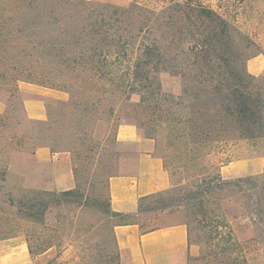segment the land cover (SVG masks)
<instances>
[{
    "label": "rangeland",
    "instance_id": "obj_1",
    "mask_svg": "<svg viewBox=\"0 0 264 264\" xmlns=\"http://www.w3.org/2000/svg\"><path fill=\"white\" fill-rule=\"evenodd\" d=\"M81 1L83 11H65L61 22L44 29L50 45L34 52L40 58L28 60V73L44 85L27 82L31 89L21 90L19 100L8 102L4 96L6 103L0 101L2 118L8 124V129H0V238L16 232V236L0 240L18 237L31 255V264H127L129 253L119 248L115 236L118 223L129 219L158 228L187 222L195 247L192 256H199L206 247L202 225L208 223L201 225L195 220L193 199L194 192L208 187L209 179L203 183L199 176L192 175L203 168L210 170L207 174L214 172L213 164L220 165L221 171L225 164L263 157L264 145L251 140L229 141L214 149L207 162L194 161L184 144L169 138V125L164 120L179 114L191 119L203 107L201 91L195 84L198 79H210L208 67L226 73L216 75L217 79H264V0ZM202 9L214 13V22L202 16ZM76 11H82L86 18L92 13L105 24L103 28L113 31L128 34L144 27L150 41L161 43L166 70L150 79H105L116 84L113 100L117 104H112L109 95L110 102L87 111L67 106L71 95L65 91L58 90L65 98L44 96L45 89L57 90L51 84L64 83L83 85L91 97L97 94L88 89L92 85L85 82L88 79L84 73L79 71L77 76L70 72L67 52L62 60L52 50L65 40L68 46L75 42L69 38L74 27L69 15ZM224 21L229 25L228 40L218 35L213 49L205 52L202 41L213 40L222 32ZM38 39L41 41V34ZM32 46L23 49L33 53ZM29 97L44 100L48 110L45 120L29 118L22 104ZM86 99L78 96L74 102L83 105ZM17 117L22 119L19 125L15 123ZM42 121L51 122V127L39 123ZM127 123L135 125L143 137L153 139L154 153L164 159L175 187L143 201L142 209L131 217L112 215L108 205L110 175L133 173L137 165L139 148L117 140L118 127ZM39 143H55L53 148L48 147L54 154L50 161L41 162L34 154ZM76 164L78 176L74 173ZM260 173L222 175L235 179ZM71 189L76 192L65 197L63 192ZM21 198L34 200L29 219H20L16 203ZM222 207L230 208L227 202H222ZM232 224L241 240L253 234L246 216L234 219ZM261 245L264 250V243ZM188 264L205 263L188 258Z\"/></svg>",
    "mask_w": 264,
    "mask_h": 264
},
{
    "label": "trees",
    "instance_id": "obj_2",
    "mask_svg": "<svg viewBox=\"0 0 264 264\" xmlns=\"http://www.w3.org/2000/svg\"><path fill=\"white\" fill-rule=\"evenodd\" d=\"M83 7L85 6L81 0H0V101L6 103L4 96L8 97V102L19 100L22 93L19 86L21 82L43 84L31 77L27 66L29 59L41 57L34 53L36 50H45L50 45L49 39H45L48 33L44 29L61 22L65 11ZM82 11L69 15L74 21L69 38L73 37L75 42L68 46V40H65L53 46L52 50L62 60L68 55L70 72L77 76L79 71L84 73L85 79H88L85 82H88V86L92 85L87 88L90 91L95 90L97 94L91 97L81 84H51L52 88L71 95V100L66 102L67 106L73 105L81 111H87L110 102L109 95L113 100L116 84L105 79H150L166 70L161 43L150 41L144 27H137L135 31L129 30L128 34L120 30L113 31L111 28L105 29L102 27L105 24H100L92 13L86 18ZM202 12L205 19L214 22V13L211 10L202 9ZM221 26L222 32L213 36L214 41L211 38L202 41L205 52L213 49L218 35L228 40L229 34L226 32L229 25L224 21ZM40 34L41 41L38 39ZM31 45L33 53L27 54L24 49L31 48ZM213 70L208 67L206 74L210 79H198L195 84V88L201 91L202 97L199 101L203 107L193 113V118L179 114L174 118L166 116L164 120L169 125V138L184 144L188 157L194 161L207 162L214 149L229 141L251 140L264 145V79H257L256 76L254 79H217L216 75L224 76L226 73ZM78 96L87 98L83 105L74 102ZM22 104L24 106V100ZM112 104L117 102L113 100ZM2 115L0 112V129L6 130L8 124ZM15 120L18 125L22 123L21 118L17 117ZM39 123L49 128L52 125L47 121ZM14 138L11 136V139ZM54 144L39 143L34 154L37 148H53ZM219 166L213 164L215 171L212 173L207 174L210 170L203 168L192 175L199 176L203 183H207L209 179L208 187L194 192L193 199L195 220L201 225L203 222L208 224L202 225L206 236L203 253L199 256L189 255V260L205 264H251V261L264 264V250L261 245L264 243V172L227 179L223 177ZM3 171L5 174L7 166ZM74 173L78 176V164L75 165ZM174 188L141 198L139 211L143 201L170 192ZM75 192L73 189L66 190L63 195L68 197ZM33 201L21 198L16 203L21 220L32 217L30 210L35 207ZM222 202H227L230 208H223ZM108 205L112 215L131 217L137 214L114 211L110 194ZM242 216L249 218L254 228L253 234L244 240L239 239L232 224L234 219ZM131 223L139 224L143 232L157 229L129 219L117 225ZM185 224L188 226L190 238V224ZM15 233H7L10 235L6 234L2 238L14 237ZM29 246L31 254H36L30 241Z\"/></svg>",
    "mask_w": 264,
    "mask_h": 264
},
{
    "label": "crops",
    "instance_id": "obj_3",
    "mask_svg": "<svg viewBox=\"0 0 264 264\" xmlns=\"http://www.w3.org/2000/svg\"><path fill=\"white\" fill-rule=\"evenodd\" d=\"M29 85L22 82L19 86L21 90H30ZM62 93L53 89L42 91L44 96L65 98ZM24 106L29 118L45 120L48 117L47 106L41 98L29 97L24 100ZM117 140L135 145L139 154L133 173L111 177V207L119 213L135 214L139 211L141 198L172 188V177L164 159L154 153L153 139L143 137L135 125L121 124ZM36 156L39 161L47 162L54 154L43 146L37 148ZM221 168L222 174L228 177L260 173L264 170V156L238 160ZM115 236L119 248L129 253L127 264H188L189 255L195 254L185 223L166 225L149 232H143L139 224L116 225ZM20 243L18 237L0 240V264H31V255ZM6 246L11 250H4Z\"/></svg>",
    "mask_w": 264,
    "mask_h": 264
}]
</instances>
